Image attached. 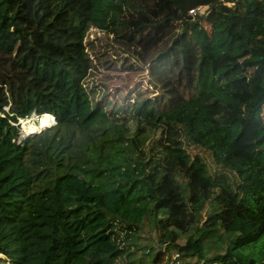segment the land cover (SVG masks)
<instances>
[{
    "label": "trees",
    "instance_id": "obj_1",
    "mask_svg": "<svg viewBox=\"0 0 264 264\" xmlns=\"http://www.w3.org/2000/svg\"><path fill=\"white\" fill-rule=\"evenodd\" d=\"M0 264H264V0H0Z\"/></svg>",
    "mask_w": 264,
    "mask_h": 264
},
{
    "label": "rangeland",
    "instance_id": "obj_2",
    "mask_svg": "<svg viewBox=\"0 0 264 264\" xmlns=\"http://www.w3.org/2000/svg\"><path fill=\"white\" fill-rule=\"evenodd\" d=\"M91 45L94 46L93 49H91ZM103 51L104 48L100 44V39L99 41L94 39L88 44V54L90 55L93 67L85 79V85L93 93L92 103L95 104L101 98H107L115 100L118 103L128 102L129 105H132V108H130L140 116L150 114L153 111L152 99L158 92L148 80L146 68L143 65L133 64L132 60L128 58L124 63H131L134 70H123L120 68L123 63L121 58L117 59L110 52ZM129 89L133 91L129 92L128 96L123 98V96L118 95L120 92L123 94ZM138 89L150 91V93L145 92L147 95L144 94L141 98H137L139 95L135 91ZM52 121L53 119L48 116L38 118L35 115L20 120L22 136L33 134L48 126ZM206 159L208 168L211 169L212 165L209 163L207 157Z\"/></svg>",
    "mask_w": 264,
    "mask_h": 264
}]
</instances>
